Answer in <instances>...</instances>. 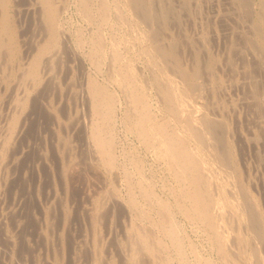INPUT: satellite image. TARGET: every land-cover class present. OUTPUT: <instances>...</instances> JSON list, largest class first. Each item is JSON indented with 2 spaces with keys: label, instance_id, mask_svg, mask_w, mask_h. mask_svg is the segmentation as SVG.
Wrapping results in <instances>:
<instances>
[{
  "label": "bare ground",
  "instance_id": "obj_1",
  "mask_svg": "<svg viewBox=\"0 0 264 264\" xmlns=\"http://www.w3.org/2000/svg\"><path fill=\"white\" fill-rule=\"evenodd\" d=\"M94 1L98 2L97 3L98 4L97 11H98L99 19L96 15L95 16L99 20V26H98V28H95V32H94V34H92V36L89 35L91 37L88 36V38H90L91 47L89 44V47L86 49H89V50L91 49L90 51H92V52H91L90 57L92 58L93 63L95 65H97V64H100V61H101V55L100 54H102V52L103 53L106 52V50H105V52L103 51L104 45L107 46L106 40H105L106 39L105 33L102 29L103 28L102 24L106 21V19L110 15H112V10H111L112 8L110 7V1L108 2L107 0H80L79 1L80 11L86 17L85 18L83 16L85 19L93 18V16L91 15L90 3H92V2L94 3ZM166 1L168 2V0H166ZM227 1L229 2V5L232 7L231 10H233V7H236L237 11L239 8L241 9V10L239 9L240 11H245V9L247 8L246 11L250 13V11H248L249 7L250 8L252 7L250 0H227ZM124 2L127 5L130 14L132 13L130 15V17L132 16V18H131L132 23L129 22V19L126 18V16L122 13V11L120 9H118V7L116 8V11L113 9L114 12H113L112 17L115 15L118 19H120L124 22V25L127 24L129 28H133L136 30L137 37L139 39V42L141 43V48L138 51H140L142 53V55L145 56L147 64H148L147 66L151 70L149 72V73H151V75H148L151 77L150 78L151 80H149V81L152 84H150V85H153V87L155 88V92H156V94L159 98V102L161 104L160 107H162V110H163V111L162 110L161 111L164 112V115H161L162 117H160L159 115L156 116L152 112V110H151L152 108H150L152 106H150L148 99H147L148 98L147 93H149V92H147V90H146V85L148 83L146 82L145 78L143 79V77H141L139 75L140 69L139 70L137 69L139 72L136 70V66L134 67V64L132 63L131 57H126L125 55L122 54L123 51L121 52V49H120V47H122V46L119 47V44H120L119 37L120 36L117 39L116 37H114L115 35L114 36L112 35V37H110V39H109L110 40V43H109V48H110L109 53L110 54L109 55H111L110 66L108 63V67L110 68L109 69V77H110L109 79L116 82L117 85L119 84L120 88L122 89V92H124V95L126 97V98L124 97L125 100L127 99V105H126L125 116H124L125 118L124 119L127 123L126 125L128 126V129H130L131 131H134L136 133L134 135H136L139 138L137 140H140L142 145H144L143 147H146L147 149L154 152L155 155H157L162 160V163H163L166 171L168 172V175L171 177V179H169L171 181L169 184H167V181H166V183H163L162 187L165 188L164 189L165 190V196L163 197L162 194L159 195L158 193L155 192V190H154L155 185L153 186L154 182L152 183V180H149V179L143 177L142 173L140 174V170L142 169V167L144 168V166H142L140 168V164H139L140 159H139V157H138L139 160L137 159V155H136V159H135V157H133L134 159L133 158L131 159L130 165L133 168V170L128 169L126 165H125L126 166L125 167L124 165L122 166V164H121V166H122V168H121L122 169L121 170V178L122 179L121 180H123L124 187H125L124 188L125 189L124 194L121 195L119 193V191H117V188L116 189L114 188L115 186L112 187L109 184V186L105 190L98 193V195L95 197L94 202H93L91 207H89V206H87L88 208L84 207V208H86V214H87V218H88V219L87 218L86 219L89 221V224H90L89 228L90 229H88L89 231H87V232H86V230L85 231L82 230L81 232H78V233H80L81 238L78 237L79 234H77V237L80 239L79 243L82 246L80 248H78V246L80 244L77 243L78 246L75 245L77 248L74 247L73 250H70V251H72V254L74 255L73 257H71V259H69V260H71L70 262L72 264H78V261L82 257V258H84V263H83V260H81L82 261L81 264H264V255L263 254L261 255L260 251L262 249L261 248L259 249L260 246H263L262 241H261V243L258 244L259 239H261V240L264 239V238L262 239V237H261V236H263L261 233V231H262L261 225L259 223V220L261 218L260 219L258 218V208L256 206L254 199L247 192L246 187H245L246 185L244 186L243 183L241 182V180H244L245 178L240 179V177L242 176V173L240 174V172H242V171H240V169L236 163L237 160L235 159V156H234L233 151H232L233 149H231V147H230V142H232V141H230L226 137V132H229L228 131L229 126H230V125H228L229 122H227L228 120H225L223 118H216V117H212L211 116L212 114H210V115L207 114L206 108L209 109L210 107L205 108L206 104L205 105L202 104V106H197L196 103L194 102L193 97H194V94H197V92L201 93L202 97H203L204 91H202V88H203L202 84H204L203 83L204 81L202 82V79L204 78L203 76L205 74H203V72H201V70H203V71L204 70H210L208 64L207 63L196 64L192 61L191 62L187 61V63H186L185 61H183V59L180 58V54H179L180 52L178 51V48H180L179 47L180 45L177 42V39H174L173 37L168 35L169 33L166 34V31H165L166 28L169 26L168 25V21H169L168 16H170L169 13L171 12V10L166 7L167 5L165 6V5L161 4V6L158 9H154L152 7L153 4H152L151 0H124ZM178 2L180 4L182 3L181 0ZM220 2H221V0H220ZM186 3L187 2H185V4ZM260 3L264 4V0H260ZM37 4H38V6H37ZM37 4H36V7H39V9L42 12V17H40V19L42 18L41 22H43L42 24H44V26H45V27L42 26L45 28V29H43V28L42 29H43V31L46 30V32H45L46 36H45V39H43V41H40L38 43L36 41L35 48L33 50L34 53L29 58L30 60L28 59L29 61L27 62L26 65L24 64L23 66H21L20 61L17 60L20 66H18V71H15V72H18V74L16 75V77L17 76L18 77L15 78L16 79L15 81L13 80L16 87L21 86L23 88L22 94H24L25 96L26 95L28 96L27 92L29 90V89L28 90L26 89V82H28V83L34 82L33 84H35L36 81L40 77L39 76V72H40L39 70L41 69V67H43L44 69L47 68V70L48 69L51 70V67H53L54 66L53 64H55L54 60H56V58H58V60H59V57H60L59 49H60L61 45L59 46L58 31H57L58 30L57 27H59L60 25L57 26V23H56V19H58V18H56L57 10L59 12L60 7L57 5L58 7L57 6L56 7L58 9H56V7L54 6L55 4L53 3V0H37ZM165 4H166V2H165ZM185 4L181 5V6H184V8H185V6L187 7V5H185ZM126 5H124V6L126 7ZM155 5H153V6H155ZM170 5H171V3L169 4V6ZM177 5H178V3H177ZM177 5H176V7H177ZM220 6H222V5L220 4ZM222 7H220V8H222ZM8 8H9V0H0V63H2L0 65V70H1V68L2 69L5 67L7 68V65H10L13 60L15 62V58H16V55L14 53L15 38H16L14 35L15 29H13V27H11L12 24L9 21V19H10L9 15H11V14L9 13V15H8ZM170 8H174V7L171 6ZM28 9H29V7H28ZM190 9L192 10V8H190ZM94 10H93V12H94ZM194 10H195V8H194ZM225 10L226 9H224V11ZM228 10L230 11V9H228ZM23 11L21 10V12H23ZM97 11L95 13H97ZM224 11H223V13H224ZM180 13H181V11H180ZM249 13H247V14H249ZM173 14H175L176 17H178V15H179L177 12H175ZM184 14H187V13H184ZM58 15H59V13H58ZM190 15H192V14H190ZM115 16H114V18H115ZM37 17H38V15H37ZM187 17H189V16H187ZM34 18H36V17L34 16ZM192 18H193V16H192ZM218 18H220V17H218ZM97 19H96V22H97ZM109 19H111V17H109ZM221 19H222V17H221ZM254 19H255V21L252 23V29H253V33H255L256 36L254 38L253 37L252 38L247 37L245 34H242L243 33L242 31H238L239 36H237V37L239 38V40L243 39L245 41V43L249 46L248 48H250L251 50L253 49L254 52L257 51L261 55V52L264 53V35L261 33V28H262L261 25H263L262 22H263L264 16L262 13H260V14L257 13L256 18H254ZM112 20H114V19H112ZM170 20H171V18H170ZM173 20H175V19H173ZM218 20L219 19H217V21ZM32 21H33V18H32ZM89 21H87V22H89ZM139 21L144 22V25H141ZM178 21L179 20H177V22ZM221 21H218V22L221 23ZM241 21H242V19H241ZM243 22H245V21H243ZM111 23L113 24V22H111ZM118 23H120V22L118 21ZM173 23H176V21H174ZM187 23H189V19H188ZM196 23H197V21H196ZM220 23H218V24H220ZM222 23H223V21H222ZM95 25L97 26L98 24H95ZM127 25H126V27H127ZM174 25L176 26L177 23ZM105 26H106V24L104 25V27ZM115 26H116V24H115ZM181 26H183V25H181ZM206 26L203 25V27H206ZM119 27H121V26H119ZM170 27H172V24H171V26H169V28ZM114 30H116V29H114ZM196 30H198V29H196ZM201 30H203V29H201ZM179 31L180 30L177 31V34ZM209 31L211 33V30H209ZM90 32H92V31H90ZM90 32H89V34H91ZM172 32L173 31H171V33ZM234 32H232V34ZM240 32H242V33H240ZM78 33H79V31H78ZM182 33H183V31H182ZM195 33H196V31L194 32V34ZM197 33H199V32H197ZM249 33H251V32H249ZM110 34H111V31H110ZM118 34H120V32H118ZM177 34L174 33L175 36ZM203 34H206V32ZM246 34H247V32H246ZM187 35H189V33L186 34V36ZM235 35H237V34H235ZM125 36H127V35H125ZM186 36H183V38H182L184 40V51H183V53L185 52L186 49L190 50L193 47H196L198 49V46L199 45L201 46V44H198V43H201V42H202V47H203V42H205L204 40H206L205 35H201L198 39H196L197 41L194 38H192L191 34H190L191 38H188ZM195 36L198 37L197 35H195ZM75 37H78V38H76L77 39L76 42L78 43V45H82L81 44L83 41L82 35L79 34ZM137 37H136V41H137ZM240 37H241V39H240ZM63 38L64 37H62V39H60V40H63ZM210 38H212V37H210ZM30 40L33 41L32 38ZM84 40H86V39H84ZM129 40H130V38H129ZM74 41H75V39H74ZM221 42H219V43H221ZM128 43H129V41H128ZM182 43H183V41H182ZM230 43H231V41H230ZM233 43H231V44H233ZM28 44L30 45V43H28ZM60 44H62V41L60 42ZM67 44H68V42H67ZM197 44H198V46H197ZM204 44L206 45V43H204ZM211 44H213V42ZM241 44H242V42H241ZM32 45L34 47L33 43H32ZM64 45H66V44L63 43L62 46H64ZM130 45H133V44H130ZM225 46H227V45L225 44ZM237 46H239V45L237 44ZM244 46H246V45H244ZM65 47L66 46H64L63 48H65ZM79 47H81V46H79ZM124 47H125V45L123 46V48ZM207 47H209V46H207ZM127 48H129V47H127ZM227 48L228 47H226V49ZM236 48L237 47L235 46V50H236ZM248 48L246 46V50H249ZM258 48H261V49H259V50H261L260 52L258 51ZM130 49H132V48H130ZM224 49H225V47H224ZM239 49H240V46H239ZM63 50H65V54H66V48ZM199 50H200V48H199ZM229 50H233V46H232V48L230 47ZM253 50H252V52H253ZM71 51H72V49L70 50V52ZM126 51H128V50L126 49ZM206 51H207V48H206ZM219 51H221V50H219ZM234 51H232V52H234ZM132 52H131V54H132ZM189 52L191 53L192 51H189ZM195 52H196V50H195ZM127 53L128 52H126L125 54L127 55ZM133 53H135V52H133ZM197 53H199V51ZM242 53H244V52L242 51ZM242 53H241V51H239V55ZM258 53H257V55H258ZM58 54H59V57H58ZM128 54H130V53H128ZM138 54L140 55V53H138ZM189 54H188V56L192 59V56H190ZM104 55H106V54H104ZM104 55H102V56H104ZM185 55H187V54H185ZM200 55L205 56V53L200 54ZM209 55H211V54H209ZM224 55H226V54H224ZM239 55H237V57L241 56V55L240 56ZM255 55H256V53L253 56H255ZM222 56H223V54H222ZM253 56H251V57L254 58ZM194 57H195V55H194ZM234 57H233V59H234ZM243 57H244V55H243ZM91 58H90V60H91ZM133 58H134V55H133ZM190 58H189V60H191ZM221 58H220V60H221ZM185 59H187V58H185ZM203 59H205V58H203ZM107 60H109V59H107ZM138 60H139V58H138ZM142 60H144L143 57H142ZM201 60L202 59L200 58L198 60V62ZM208 60H209V58H208ZM214 60H215V58H214ZM228 60H230V57H229V59L227 58V61ZM237 60H238V58H237ZM225 61H226V59H225ZM257 61H259V60H257ZM23 62H25V61H23ZM103 62H104V60H103ZM219 62H222V61H219ZM242 62L244 64V60H242ZM245 62H246V60H245ZM251 62H252V60H250L249 64H251ZM136 63H139V62H136ZM188 63H191V64H188ZM255 63H257V62H254V64L252 63V65H251V66H253V68H255V66H258V65H255ZM80 64H82V62ZM202 64H204V65L201 66ZM257 64H261V62L257 63ZM13 65H15V64H13ZM16 65L14 67H16ZM51 65H53V66H51ZM217 65H220V63ZM213 66H215V65H213ZM225 66L228 67L227 69L229 71V66L227 64ZM139 67H137V68H139ZM217 67H220V66H217ZM230 67H232V65H230ZM8 68H10V66H8ZM8 68L6 70H8ZM96 68H98V67H96ZM103 68H106V67H103ZM231 69L235 71V69L233 67ZM241 69H240V71H242ZM9 70H12V69L10 68ZM56 70H58V69H56ZM232 70H230V72ZM246 70H247V67H245V72H246ZM5 72H3V73L1 72L0 79H2L3 77L8 79V73H6V75H5ZM106 72H108V70ZM230 72H229V74H230ZM250 72H252V71H250ZM49 73L51 74V71ZM14 74H12V75H14ZM52 74H54V73H52ZM140 74H142V73L140 72ZM200 74L203 75V76L201 75L203 77L201 79L202 83L198 80L201 77V76H199ZM241 74H243V73L241 72ZM253 74L254 73H252V74L250 73L248 75L251 76ZM214 75H216V74L214 73ZM214 75H211V76H214ZM255 76H252V77L257 78ZM231 77H233V76H231ZM241 77H243V76L241 75ZM5 78L3 80H5ZM205 78H204V80L208 81ZM249 78L250 77H248V79ZM208 79H210V78H208ZM81 80H83V79H81ZM221 80H222V78H221ZM235 80H236V78L234 79V81ZM244 80H247V79H244ZM258 80L259 79H257V81L256 80H254V81H256L258 83ZM209 81H211V80H209ZM226 81H227V79L225 80V83H226ZM254 81H250L251 83H250L249 89L252 88L250 91L251 102H249L248 104L251 105V103H252L253 106L256 108L255 111H257V109H258L257 112L260 111L261 114L259 113L258 115H260L262 118L261 119L259 118V120H261V121H259V120L256 121L257 122L256 132L253 133L252 137L250 135L247 138L249 139L251 137L254 141V144L255 143L258 144V141H261V140L264 143V90L262 91L263 95L260 94V92L258 91V89H260V88L259 87L256 88V85H254V83H255ZM222 82L224 83V81H222ZM237 82H239V81L236 80V83ZM248 82H249V80H248ZM252 82H254V83H252ZM8 83H9V81H8ZM215 83H217V81H215ZM234 83L235 82H233L232 84H234ZM241 83L242 82H240L238 85H240ZM261 83H263V81ZM103 84L104 83H102V82L101 83L97 82V80H95L94 78H92L90 76H86L84 79V86L82 88L84 89V92H85V94H83V95L87 99L86 112L88 113L87 115H89V120H88L89 122H88V127H87L88 132L85 135L86 136L85 143L87 145V148L89 147L91 149L90 153L92 151H94V153H95L94 157H97L99 165L102 164L103 167L107 171L113 170L112 172H114V170H116V169H113V168L117 167V164H118V163L117 164L115 163V160L117 158L116 159L114 158L116 156V155L114 156L116 151L114 153V147H115L114 145L115 144H113V137L114 136L112 133V128H113L112 127V124H113L112 120L114 119V118H112V115H113V111L115 110L114 101L116 100L115 99L116 96H114V93L112 92L113 90L110 91L106 87V85H103ZM218 84H219V81H218ZM220 84H221V82H220ZM252 84L255 86V88H254V86H251ZM79 85L80 84H78V86ZM207 85H209V83ZM221 85H223V84H221ZM244 85H243V87H244ZM10 86H13V85H10ZM216 86H217V84H216ZM223 86H221V88ZM258 86H259V83H258ZM260 86H261V84H260ZM210 87H212L211 83H210ZM224 87H223V90H224ZM246 87H247V85H246ZM262 87L264 89V84L262 85ZM245 88H243V90ZM19 90H21V89H19ZM204 90H205V88H204ZM208 92H209V90H208ZM239 92H240V90H239ZM215 93H216V91H215ZM215 93H214V95H215ZM219 93H216V95H218L217 96L218 100H220ZM207 94L209 95L210 93H207ZM207 94H206V96H207ZM239 94H241V93H239ZM155 95H154V97H155ZM10 96L12 97L13 95H10ZM14 96H16V95H14ZM23 96H21L22 98L21 97L20 98L19 97H17V98L12 97V99L9 100V101H11V104L13 105L12 108L14 110L11 114L9 113L10 114L9 116L7 115L9 117V119L7 118L8 120L6 122V125L1 130V133H0V160H4L5 155H6L5 153L8 150V147H11L10 144L12 143V141L14 139L13 137H15L14 135H16V133L18 132V131H16L17 127L19 128V126L17 124H18V117H19L20 113H18V111L27 107V106L25 107L26 98H23ZM200 97H201V95L199 96V98ZM208 97H210V95ZM208 97H206V98H208ZM195 98H196V96H195ZM246 98H247V94H246ZM248 98H250V96ZM243 99H244V97L239 99V100H243ZM151 100L152 99H150V101ZM209 100L210 99H208V101ZM203 102H204V100H203ZM206 102H207V99H206ZM211 102H212V99L209 103H211ZM216 102H217V99H216ZM226 102H228V101H226ZM232 102H234V100ZM247 102H246V104H247ZM40 103H41V101H40ZM118 103H119V101H118ZM155 103L157 105V102H155ZM212 104H213V102H212ZM243 104H245V102ZM207 105L209 106V104H207ZM213 105H211V107H213ZM223 105H220V106L222 107ZM233 105H235V104H233ZM233 105H230V107H232ZM42 106H43V104H42ZM215 106L216 105H214V107ZM251 106L249 108H251ZM216 107H215V109H216ZM226 107H228V106H226ZM226 107L224 106V108H225L224 111H226ZM235 107H236V105H235ZM233 108H234V106H233ZM246 108H248V107H246ZM211 109L213 110L214 108H211ZM236 109L237 108H235V110ZM159 110H160V108H159ZM218 110H220V108ZM227 110L229 111V109H227ZM49 111H51V110H49ZM157 111H156V113H157ZM221 111H223V110H221ZM231 111L233 112V110H231ZM209 112H211V111H209ZM21 113H22V111H21ZM215 113L217 114V111ZM82 114H84V113H82ZM253 114H255V113H253ZM223 115H225V114H223ZM217 116H218V114H217ZM260 116H258V117H260ZM86 118H88V116ZM83 119H85V116ZM49 121H50V119H49ZM79 121H81V120H79ZM86 121H84V124ZM252 122H255V121H252ZM3 124H5V123H3ZM255 125L253 127H255ZM86 126H87V124H86ZM84 128H86V127H84ZM234 129H232L231 131L237 130V129L236 130H234ZM238 132H240V131H238ZM239 134H237V135L239 136ZM231 135H233V134H231ZM17 137H18V135H17ZM57 138H58V134H57ZM59 139H60V141L63 142L62 145L65 148L68 147L69 143H67L64 139H61L60 136L58 138V141H59ZM240 139H243L242 136L240 137ZM259 139H261V140H259ZM252 144H253V142H252ZM257 144H255V147L257 146ZM59 146H61V145H59ZM246 146H249V145H246ZM58 148H60V147H58ZM11 149L12 148H10L9 150H11ZM262 162H263V160H262ZM4 165H5V163H4ZM4 165H3V167H4ZM242 165H244V163ZM128 166H129V164H128ZM17 167H18V165H17ZM243 172H246V170ZM136 173H138L140 175L135 177ZM145 175H146V173L144 174V176ZM164 178H168V177H164ZM22 179H23V176H22ZM160 190H162V189H160ZM160 193H161V191H160ZM49 209L50 208H48L47 210L44 211V220H45V225H46V230H44V231L46 233H43L41 235L42 238H44V239H42L44 241V243H45V239H47V237L49 238L48 233L50 232L52 226L55 227V225H54L55 222H54V219H52V218H56V217H52L55 215L54 214L51 215V211ZM55 209H57V207ZM10 210H11V208H10ZM83 211H85V210H83ZM16 212H14V213H16ZM53 213H56V211ZM58 213H60V212H58ZM14 215L12 213V216H14ZM61 215H62V213H61ZM61 215H60V217H61ZM67 215H68V213H67ZM81 215H83V214H81ZM120 215L124 216L125 219H126V216H128V218H127L128 221L124 222L125 220L123 221V219H124L123 218L121 220L122 221L121 224H119V220H117V218H116L115 221L119 224V226H118L119 235H118V232L113 233L110 230V233H112V234H110L107 239L105 237L103 238L102 233H101L102 232L101 231L102 223L106 222L109 224L115 218V216L119 218ZM12 216H10V217H12ZM19 216H21V215H19ZM66 216H62V217H66ZM177 216L182 217L185 220V222L187 221V222L193 224L194 227L196 226L199 230L202 231V233L205 235L204 237H206V239L208 241L210 251H212L213 254L215 255L214 259L211 258L210 255L209 256L203 255L199 251V249L193 244V242L188 240L189 237L186 238L187 235L184 234V230L182 227V225L184 223L181 225ZM259 217H261V215ZM83 218H85V217H83ZM20 219H21V217H20ZM40 219H42V218H40ZM77 219H79V218H77ZM64 220L66 221L65 218H64ZM41 221H42V223H44L43 219ZM67 221H69V220H67ZM113 222H114V220L111 223L112 226L114 225ZM116 222H114V223H116ZM37 224L39 225V222ZM111 224H109L108 227ZM48 227L49 228L51 227V228L49 229ZM79 227H80V225H79ZM108 227L105 228L106 229L105 231L108 230ZM42 228H43V226H42ZM59 228H60V226H59ZM189 228H191V226ZM36 229H38V228L36 227ZM41 231H42V229H41ZM47 231H49V232H47ZM112 231H113V229H112ZM38 232H40V230H38ZM193 232H194V230H193ZM22 233H21V235H22ZM197 233H198V231H197ZM202 233H200V234H202ZM17 234H18V232H17ZM36 234H37V231H36ZM21 235L19 234V236H21ZM57 235H59V234H57ZM3 236H5V235H3ZM7 236L8 235H6V237ZM32 236H34V235H32ZM53 236H55V235H53ZM15 238H16V236H15ZM17 238H18V236H17ZM103 239H105V240H103ZM74 240H75V238H74ZM16 241H15V244H16ZM54 241L56 242V240H54ZM74 242H76V241H74ZM27 243H29V241ZM57 243H58V241H57ZM25 244H26V242H25ZM58 244H60V243H58ZM29 245H31V244H29ZM201 245H203V244H201ZM201 245H200V248H201ZM26 248H27V246H26ZM110 248H111L110 251L113 250V253L117 257L116 262H113V260L110 256L111 254L109 256L107 255L110 253V251H108V249H110ZM203 248H205V247H203ZM33 249H35V248H33ZM75 249H78V250L76 251ZM78 251H80V252H78ZM202 252H203V250H202ZM81 253H83V256ZM207 253H208V251H207ZM32 254H35V253H32ZM49 256H51V255H49ZM33 260H35V259H33ZM54 261H55L54 264H60V262L57 258H54ZM42 264H43V261H42Z\"/></svg>",
  "mask_w": 264,
  "mask_h": 264
},
{
  "label": "rangeland",
  "instance_id": "obj_2",
  "mask_svg": "<svg viewBox=\"0 0 264 264\" xmlns=\"http://www.w3.org/2000/svg\"><path fill=\"white\" fill-rule=\"evenodd\" d=\"M79 1L80 0H53V3L55 4L54 6L56 7L58 5L60 7L59 12L57 10V15H58V13H59V15L58 16L56 15V18H58V19H56L57 26L60 25L59 27H57V29H58L57 30L58 31V42H59V46L60 45L62 46L63 43L66 44V45H64V46H66L65 47L66 48V54H65V50H63V49H65V48H63L64 46H62V47L60 46V49H61V50L59 49L60 53L58 52L60 54V57L58 54L59 60H58V58H56V60H54L55 64H53L54 66L51 65V66H53V67H51V70L50 69L47 70V68L44 69L43 67H41V69L39 70L41 72V73L39 72L40 77L36 81V83H35L36 85L33 84L34 82L33 83L32 82H29V83L26 82V89L27 90L29 89L27 94H28V96L30 95L28 97L27 95L25 96L24 94H22L23 88L21 86L16 87V85L14 84V81L16 80L15 78L18 77V76L16 77L18 72H15V71H18V66H20V65L23 66L24 64L25 65L27 64V62L30 60L29 58L34 53L33 50L35 48L36 41L38 43L40 41H43V39H45L46 30L43 31V29H45L44 28L45 26H44V24H42L43 22H41L42 18L40 19V17H42V12L39 9V7H36L37 0H13V1L9 0L8 15H9V13L11 14V15H9V18H10L9 21L12 24L11 27H13V29H15L14 35L16 38H15L14 53L16 55V58H15V62L13 60L10 65H7V68H8V66H10V68L12 70H9L10 68H8V70H6L7 69L6 67L3 69L1 68V70H0V75H1V72L3 73L5 71H6L5 75H6V73H8V79L5 77L0 79V133H1V130L5 127L7 120L9 119L8 116L14 110L12 108L13 105L11 104V101H9L12 99V97H16V98L19 97L20 98L21 96L24 95L23 98H26L25 107L26 106L27 107L22 109V110H19L20 112L18 111V113H20L19 117L20 116L22 117V118L18 117V124L17 125L19 126L20 129L17 127L16 131H18V132L16 133V135H14L15 137H13L14 142L12 141V143H11L12 145L10 144L11 147H8V150L5 153L6 155H5L4 160L6 162L4 160H0V167H1L0 168V227H1L0 228V264H27V263L28 264H38V263L42 264V261H43V264H45V263L46 264H54L55 263L54 258H57L59 260L60 264H72L70 262L71 260H69V259H71V257H73L74 255L72 254V251H70V250H73V248L76 247L75 245L78 246V244H80L79 238H81V235L78 232H81L82 230H84V231L86 230V232H87V231H89L88 229H90L89 228L90 224H89V221L87 220L88 218H87V214H86V208H88L87 206L91 207L93 202H94V199L98 195V193L105 190L109 186V184L112 187L115 186L114 188L115 189L117 188V191H119V193L121 195L124 194V192H125L124 188L125 187H124L123 180H121L122 179L121 178V170H122L121 168L123 165L124 166L126 165L128 169L133 170V168L131 167L130 164H131V159L133 157H135V159H136V155H137V159H138V157L140 159V161H139L140 168L142 166H144V168L142 167L143 170L142 169L140 170V174L142 173L143 177H145L149 180H152V183L153 182L155 183V184L153 183V186L155 185V187H156V188L154 187V190L156 193H158L159 195L162 194V196L164 197L165 196V190H164L165 188L162 187L163 183H166V181H167V184H169L171 181V180H169V179H171V177L168 175V172L166 171V169L162 163V160L157 155H155L154 152L147 149L146 147H143L144 145H142L140 140H137L139 138L136 135H134L136 133L134 131H131L130 129H128V126L126 125L127 123L124 119L125 118L124 116H125L126 105H127V99L125 100L126 97L124 95V92H122V89L120 88L119 84L117 85L116 82L109 79L110 78L109 77V69L110 68L108 67V63L110 66V62H111L110 61L111 55H109L110 54L109 53L110 52L109 51V49H110L109 48V43H110L109 39H110V37H112V35L113 36L115 35L114 37H116L117 39L119 36L121 38L123 37L122 39L119 37V41H120L119 47L122 46V47H120L121 52L123 51L122 54L125 55L126 57H131L132 63L134 64V67L136 66V70L140 69L139 71L142 73V74H140V72L137 70L139 72V75L141 77H143V79L145 78L146 82L148 83L146 85V90H147V92H149V93H147V97H148L147 99H148L150 106H152V107H150V108H152L151 109L152 112L156 116L159 115L160 117H162L161 115H164V112H162L163 111L162 107H160L161 104H160L159 98L155 92V88L153 87V85H150V84H152L149 81V80H151L150 79L151 77L148 75H151V73H149L151 70L147 66L148 64H147L145 56H143L142 53L140 51H138L141 48V43L139 42V39L137 37L136 30L133 28H129L127 24L124 25V22L122 20L118 19L115 15H114L115 18H114V16L112 17L114 10L116 11V8L118 7V9H120L122 11V13L126 16V18L129 19V22L132 23L131 22L132 16L130 17V15L132 13L130 14L128 7L125 4L124 0H121V1L120 0H107L108 2L110 1V7L112 8L111 9L112 15L109 16V17H111V19H109V17H108L106 19V21L102 24L103 25L102 29L105 33V38H106L105 40H106V44L108 47L106 45H104L103 51L105 52V50H106V52L105 53L102 52V54H100L101 55L100 64L95 65L92 61V58L90 57L91 52H92V51H90L91 49L89 50L86 48H88L89 44H90V38H88V36L89 35L92 36V34H94V32H95V28H98V26H99V20H98L99 17H98V11H97V7H98L97 3L98 2L94 1V3L93 2L90 3L91 15L93 16V18H91V19L94 21L93 22L90 18L85 19L86 17L80 11ZM151 1H152L153 5L156 4L155 6L157 8L152 5V7L154 9H158L161 6V4H163L165 6L167 5L166 7L171 10L172 13L170 12L169 13L170 16H168L169 17L168 19L170 21V22L168 21V25L171 26V24H172V27L169 28V26L167 25L168 26L167 28L169 30L166 28L165 31H166V34L169 33L168 35H170L174 39H177V42L180 45L179 46L180 48H178V51L180 52L179 53L180 58L183 59V61H185L186 63H187V61H189V62L192 61L196 64L207 63L210 70H211V71L210 70H204V71L201 70V72H203V74H205V75L203 76L202 74H200L199 76L202 75L204 78L206 77L205 79H207L208 81L204 80V78L202 76L200 78L198 77L199 79L197 78L200 82H201V79L203 78L202 82L204 81L203 82L204 84H202L203 88L202 87L201 88H202V91H204V93L202 92L204 98L202 97L201 93L197 92V94H194V97H193L194 102L196 103L197 106H202V104H204V105L206 104L205 108L210 107L209 109L208 108H206V109H207V114H209V115L212 114L211 115L212 117L223 118L225 120H228L227 122H229L228 125H230V126H229V130H228L229 132H226V137H227V139L232 141V142H230V147H231V149H233L232 151H233V154L235 156V159L238 161V162L236 161V163H237L240 171H242V172H240V174L242 173V176L240 177V179L245 178L244 180H241V182L243 183L244 186L246 185L245 187H246L247 192L254 199L256 206L258 208V218L259 219L261 218L259 220V223L261 225V229H262L261 233L263 235L261 237L263 239L264 238V155H263L264 154V146H263L264 143L261 139H259L261 141H258V144L255 143V144H257V146L255 147L254 141L251 138L253 133L256 132V128H257V122L256 121L259 120V118L261 119L262 117L260 115H258L260 113V111L257 112L258 109H257V111H255L256 108L253 106V104L251 103V105H252L251 106L248 103L251 102L250 91L252 88L249 89L250 83H251L250 81H254V80L257 81V79H259L260 80V81L258 80L259 86H258V83L256 81H254L255 83L254 82H252V83H254V85H256V88H258V87L260 88V89H258L260 94H262V91L264 90L262 87V85L264 84V58H263L264 53L261 52V55H260L257 51L254 52L253 49H252L253 50V52H252V50L250 48H248L249 46L245 43V41L243 39H241V37H240L241 40H239V38L237 36H239L238 31H242L243 33L242 32H240V33L245 34L247 37H251V38L253 37L254 38L256 36V34L253 33L252 23L255 21L254 18H256L257 13L258 14L262 13L264 16V4L260 3V0H250L252 7L251 8L249 7V9H248V11H250V13H249L246 11L247 8L245 9V11H240L241 9L239 8L240 9V10L238 9L239 12L237 11L236 7H233V10H231L232 7L229 5V2L227 0H221V2H220V0H214V1L213 0L212 1L211 0H184L185 2H187L186 4L183 0H181V2H182L181 4L178 2L180 0H168V2L166 0H163V1L162 0H156V1L151 0ZM165 2H166V4H165ZM170 3H171V5L169 6ZM177 3H178V5H177ZM184 4L187 5L188 8L186 6H185V8H184V6H181ZM220 4L224 8L222 6H220ZM124 5H126V7ZM176 5H177V7H176ZM37 6H38V4H37ZM171 6H173L175 9L170 8ZM28 7H29V9H28ZM57 7H56V9H58ZM220 7H222V8H220ZM190 8H192V10ZM194 8H195V10H194ZM94 9L97 11V13H95L96 11ZM224 9H226V10L224 11ZM228 9H230L231 12ZM21 10L22 11L24 10V11L21 12ZM93 10H94V12H93ZM180 11H181V13L182 12L183 13L181 14ZM223 11H224V13L225 12L226 13L224 14ZM175 12H177L179 14L178 17H176V15L173 14ZM184 13H187L188 15L184 14ZM247 13H249V14H247ZM190 14H192V15H190ZM37 15H38V17H37ZM95 15L98 17V19ZM34 16L36 18H34ZM187 16H189V17H187ZM192 16H193V18H192ZM179 17L180 18L182 17V18L180 19ZM218 17H220V18H218ZM221 17H222V19H221ZM32 18H33V21H32ZM170 18H171V20H170ZM96 19H97V22H96ZM112 19H114V20H112ZM173 19H175V20H173ZM188 19H189V23H187ZM217 19H219L218 21L222 20L223 23H222V21H221V23L218 22ZM241 19H242V21H241ZM177 20H179V21L177 22ZM195 20L197 21V23ZM87 21H89V22H87ZM118 21L120 23H118ZM174 21H176V23H177L176 26L174 25L176 23H173ZM243 21H245V22H243ZM111 22H113V24ZM139 22L141 25H144V22H141V21H139ZM218 23H220V24H218ZM95 24H98V25L96 26ZM105 24H106V26L104 27ZM115 24H116V26H115ZM262 24L263 25H261V27H262L261 33L264 35V19H263ZM126 25H127V27H126ZM181 25H183V26H181ZM203 25L206 27H203ZM42 26H44V27H42ZM119 26H121V27H119ZM114 29H116V30H114ZM196 29H198V30H196ZM201 29H203V30H201ZM170 30L173 32L171 33ZM178 30H180V31L177 34ZM209 30H211V33ZM78 31H79V33H78ZM90 31H92V32H90ZM110 31H111V34H110ZM182 31L184 34L182 33ZM195 31H196V33L194 34ZM89 32L91 34H89ZM118 32H120V34H118ZM197 32H199V33H197ZM205 32H206V34H203ZM232 32H234V33L232 34ZM246 32L249 36L246 34ZM249 32H251V33H249ZM174 33L177 34L178 36L177 35L175 36ZM188 33H189V35L186 36V34H188ZM79 34L82 35V38H83V41L81 43L82 45H78V43L76 42V40H77L76 38H78V37H75V36H77ZM190 34H191L192 38H194L195 40L198 39L201 35H205L206 40H204L205 42H203V47H202V42L200 41L201 43L197 42L198 44H201V46L200 45L198 46V44H197L198 49L196 47H193L190 50L186 49L185 52L183 53V51H184V40L182 38H183V36L191 38ZM235 34H237V35H235ZM125 35H127V36H125ZM195 35H197L198 37H196ZM91 36H89V37H91ZM62 37H64L65 39L63 38V40H60V39H62ZM136 37H137V41H136ZM210 37H212V38H210ZM31 38L33 41L30 40ZM129 38H130V40H129ZM74 39H75V41H74ZM84 39H86V40H84ZM61 41H62V44H60ZM128 41H129V43H128ZM182 41H183V43H182ZM230 41H231V43H233V42L234 43L231 44ZM67 42H68V44H67ZM212 42L214 45L211 44ZM219 42H221V43H219ZM241 42H242V44H241ZM28 43H30V45ZM32 43L34 44V47H33ZM204 43H206V45ZM236 43L240 46V49ZM130 44H133V45H130ZM225 44L227 46H225ZM124 45H125V47L123 48ZM244 45H246L250 51L246 50V46H244ZM79 46H81V47H79ZM207 46H209V47H207ZM232 46H233V50H229L230 47L232 48ZM235 46L238 49L236 48V50H235ZM90 47H91V44H90ZM127 47H129V48H127ZM205 47L207 48V51H206ZM224 47H225V49H226V47H228V48L225 50ZM125 48L128 51H126ZM130 48H132L133 50ZM199 48H200V50H199ZM71 49H72V51H71L72 53L70 52ZM194 49L196 50V52ZM259 49H261V48H258V51L260 52L261 50H259ZM219 50H221V51H219ZM130 51L135 52V53L132 52V54L134 55V58H133V55L131 54ZM189 51H192V52L190 53ZM198 51H199V53L201 52L200 54L205 53V56L197 53ZM232 51H234V52H232ZM239 51H241V53H242V51L244 52V53L240 54L242 57L239 55ZM126 52L130 53L132 56L128 53L126 55L125 54ZM138 53H140V55ZM255 53H256V55L253 56ZM257 53H258V55H257ZM104 54H106L107 56ZM185 54H187V55H185ZM188 54L190 56H192V59L188 56ZM209 54H211V55H209ZM222 54H223V56H222ZM224 54H226V55H224ZM236 54L239 55L241 58L237 57ZM102 55H104L105 57ZM194 55H195V57H194ZM243 55H244V57L246 55L247 56L244 58ZM251 56H253L254 58H252ZM137 57L139 58V60ZM142 57L144 60H142ZM229 57H230V60L227 61V58L229 59ZM233 57H234V59H233ZM90 58H91V60H90ZM185 58H187V59H185ZM189 58L191 60H189ZM200 58L202 60L198 62V60ZM203 58H205V59H203ZM208 58H209V60H208ZM214 58H215V60H214ZM220 58H221V60H220ZM237 58H238V60H237ZM107 59H109V60H107ZM225 59H226V61H225ZM17 60L20 61V65H19ZM103 60H104V62H103ZM242 60H244V64H243ZM245 60H246V62H245ZM250 60H252L251 64H249ZM257 60H259V61H257ZM23 61H25L26 63ZM135 61L139 62V63H136ZM219 61H222V62H219ZM81 62H82V64H80ZM254 62H257V63L261 62V64L255 63V65H258V66L254 65L255 68H253V66H251V65H252V63L254 64ZM219 63H220V65H217ZM1 64L2 63H0V65ZM13 64H15V65L17 64L16 67H14L15 65H13ZM188 64H191V63H188ZM226 64L229 66V71L227 69L228 67L225 66ZM203 65L204 64H202L201 66H203ZM213 65H215V66H213ZM230 65H232V67L235 69V71L231 69L232 67H230ZM217 66H220V67H217ZM96 67H98V68H96ZM103 67H106V68H103ZM137 67H139V68H137ZM245 67H247V70H246V72L248 71L247 73L245 72ZM56 69H58V70H56ZM240 69L242 71H240ZM107 70H108V72H106ZM230 70H232L233 72L231 71L232 72L231 73ZM48 71L49 72L51 71V74L52 73H54V74L51 75ZM250 71H252V72H250ZM229 72H230V74H229ZM241 72L243 74H241ZM249 72L251 74L254 73L256 76L254 74L251 76L248 75V74H250ZM214 73L216 75L218 74L217 75L218 77L216 75H214ZM12 74H14V75H12ZM211 75H214V76H211ZM241 75L244 78L241 77ZM86 76H90V77L94 78L99 83H101V82L104 83L103 85H106V87L110 91L113 90L112 92L114 93V96H116L115 97L116 100L114 101L115 110L113 111V115H112V118H114L112 120V122L114 124V125L112 124V127H113L112 133L114 136L113 137V144H115L114 145L115 146L114 147V153L116 151L114 156L115 155L117 156V157L115 156L114 158L115 159L117 158L115 160V163L116 164L118 163V164H117V167L113 168V169H116V170H114V172H112L113 170L107 171L103 167L102 164L99 165L97 157H94L95 156L94 151H92L90 153L91 149L89 147L87 148V145L85 143V139H86L85 135L88 132L87 127H88V122H89L88 121L89 115H87L88 113L86 112L87 99L83 95V94H85V92H84V89L82 87L84 86V79ZM231 76H233V77H231ZM252 76H255L257 78H253ZM248 77H250V78L248 79ZM4 78H5V80H3ZM208 78H210V79H208ZM221 78H222V80H221ZM235 78L239 82L236 83V80L234 81ZM81 79H83V80H81ZM226 79L228 82L226 81V83H225ZM244 79H247V80H244ZM209 80H211V81H209ZM248 80H249V82H248ZM8 81H9V83H8ZM215 81H217V83H215ZM218 81H219V84H218ZM222 81H224V83ZM262 81H263V83H261ZM220 82L225 87L223 85H221ZM231 82L232 83L235 82V83L232 84ZM240 82H242L240 84L241 86L238 85ZM208 83H209V85H207ZM210 83H211L212 87H210ZM78 84H80L81 86L80 85L78 86ZM216 84H217V86H216ZM260 84H261V86H260ZM10 85H13L14 87L10 86ZM243 85H244V87H243ZM246 85H247V87H246ZM254 85L252 84L251 86H254ZM221 86L224 87V90H223V87L221 88ZM204 88H205V90H204ZM243 88H245L247 91L245 89L243 90ZM254 88H255V86H254ZM19 89H21L22 91ZM208 90H209V92H208ZM214 90L216 91V93L220 92L219 93L220 100H218V98H217L218 95H216ZM239 90H240V92H239ZM207 93H210L209 94L210 97H208L209 95ZM214 93H215V95H214ZM239 93H241V94H239ZM245 93L247 94V98H246ZM153 94L155 95V97ZM206 94H207V96H206ZM10 95H13V96L11 97ZM14 95H16V96H14ZM200 95H201V97L199 98ZM195 96H196V98H195ZM205 96L208 98H206ZM249 96H250V98H248ZM243 97H244L243 100H239ZM230 98L231 99L233 98V99L231 100ZM150 99H152L151 100L152 102L150 101ZM206 99H207V102H206ZM208 99H210V100L208 101ZM211 99H212L213 104L217 106V107L215 106L217 110L215 109L212 102L209 103L211 101ZM216 99H217V102H216ZM203 100H204V102H203ZM233 100H234V102H232ZM40 101H41V103H40ZM118 101H119V103H118ZM226 101H228V102H226ZM155 102H157V105ZM244 102H245V104L247 102V104L246 105L243 104ZM42 104H43V106H42ZM207 104H209V106ZM233 104H235L236 107ZM211 105H213V107H211ZM220 105H223V106L221 107ZM230 105H233L234 108H233V106L230 107ZM224 106L225 107L228 106V107H226V111H224L225 110ZM250 106H251V108H249ZM246 107H248L249 109ZM159 108H160V110H159ZM211 108H214L215 110L213 109L214 110L213 111ZM219 108H220V110H218ZM235 108H237V109L235 110ZM227 109H229V111ZM49 110H51V111H49ZM221 110H223V111H221ZM231 110H233V112ZM21 111H22V113H21ZM156 111H157V113H156ZM209 111H211V112H209ZM216 111H217L218 116L215 113ZM252 112L255 114H253ZM82 113H84L85 115ZM223 114H225V115H223ZM84 116H85V119L87 121L85 119H83ZM87 116H88V118H86ZM258 116H260V117H258ZM49 119H50V121H49ZM82 119L84 121H86L85 124H84V121ZM79 120H81V121H79ZM252 121H255V122H252ZM259 121H261V120H259ZM3 123H5V124H3ZM86 124H87V126H86ZM254 125H255V127H253ZM84 127H86V128H84ZM232 129H234V130L237 129L236 130L237 132L231 131ZM238 131H240V132H238ZM57 134H58V138L60 136L61 139H64L67 143H69L68 144L69 148L68 147L65 148L62 145L63 142L60 141V139L58 141ZM231 134H233V135H231ZM237 134H239V136ZM17 135H18V137H17ZM250 135H251V137L248 139L247 137ZM241 136L243 139H240ZM252 142H253V144H252ZM59 145H61L62 147ZM246 145H249V146H246ZM58 147H60V148H58ZM10 148H12V149L9 150ZM262 160H263V162H262ZM4 163L6 166L4 165ZM243 163H244V165H242ZM121 164H122V166H121ZM128 164H129V166H128ZM3 165H4V167H3ZM17 165H18V167H17ZM245 170H246V172H243ZM145 173H146V175L144 176ZM140 174L136 173L135 177H137ZM22 176H23V179H22ZM164 177H168V178H164ZM160 189H162V190H160ZM160 191H161V193H160ZM56 207H57V209H55ZM84 207H86V208H84ZM10 208H11V210H10ZM48 208H50L49 210L51 211V215L52 214L55 215L52 217H56V218H52V219H54L55 227L52 226V228L50 227L51 228L50 232L47 231V232H49L48 234H49L50 239L46 236L47 239H45V243H44V241L42 240L44 238H42L41 235L43 233H46L44 231V230H46V225H45V220H44V211L47 210ZM58 209L59 210L61 209V210L59 211ZM83 210H85V211H83ZM55 211H56V213H53ZM57 211L60 213H58ZM14 212H16V213H14ZM66 212L68 213V215ZM12 213H13V215L15 214L16 216L15 215L12 216ZM61 213H62V215H61ZM81 214H83V215H81ZM19 215H21V216H19ZM60 215H61V217H60ZM260 215H261V217H259ZM10 216H12V217H10ZM62 216H66V217H62ZM20 217L23 221L20 219ZM83 217H85V218H83ZM179 217L180 216H177V218L180 221V224L182 225L184 223L182 225V227L184 230V234L187 235V236L185 235L186 238L189 237L188 240L192 241L193 244L199 249V251L203 255H207V256L210 255V257L214 259L215 255L213 254L212 251H210L208 241H207L206 237H204L205 235L202 233V231L199 230L196 226L194 227L193 224H191L187 221L185 222V220L182 217H180V218ZM40 218L43 219L44 223H42V221H41L42 219H40ZM64 218L66 219V221L64 220ZM77 218H79V219H77ZM116 218H117V220H119V224H121V222H122L121 220L123 218H124L123 221L125 220L124 222L128 221V219H127L128 216H126L127 220L122 215H120L119 218L115 216V218L113 219L114 222H116L115 221ZM67 220H69V221H67ZM112 221L109 224H111ZM38 222H39V225L37 224ZM114 222H113L114 225L112 226V224H111L109 227H108V225H109L108 223H106V222L102 223V227H101L102 232L101 233H102L103 238L105 237L107 239L108 236L110 234H112V233H110V230L113 233L118 232V235H119V231H118L119 230V228H118L119 224L117 222H116L117 224ZM41 225L43 226V228ZM79 225H80V227H79ZM59 226H60V228H59ZM190 226H191V228H189ZM36 227L38 229H36ZM107 227H108V230L105 231L106 230L105 228H107ZM40 228L42 229V231ZM112 229H113V231H112ZM192 229L194 230V232ZM38 230H40L41 233L38 232ZM36 231H37V234L39 236L36 234ZM197 231L199 234L197 233ZM17 232H18V234H17ZM20 232L21 233L23 232L22 235ZM200 233H202V234H200ZM19 234L22 237L19 236ZM57 234H59V235H57ZM77 234H79L78 235L79 238L77 237ZM3 235H5V236H3ZM6 235H8V236L6 237ZM32 235H34V236H32ZM53 235H55V236H53ZM15 236H16V238H15ZM17 236H18V238H17ZM73 237L75 238V240ZM54 240H56V242ZM103 240H105V239H103ZM263 240L259 239V241H258V244L261 243V241L263 244V246L259 247V249L260 248L262 249L260 251L261 255L262 254L264 255V241ZM15 241H16V244H15ZM28 241H29V243H27ZM57 241L60 244H58ZM74 241H76V242H74ZM25 242H26V244H25ZM27 244L28 245L31 244V245L28 246ZM201 244H203V245H201ZM200 245H201V248H200ZM26 246H27V248H26ZM81 246L82 245L80 244L78 246V248H80ZM202 246L205 248H203ZM33 248H35V249H33ZM75 250L77 251L78 249H75ZM110 250H111V248L108 249V251H110ZM202 250H203V252H202ZM206 250L208 251V253ZM78 252H80V251H78ZM32 253H35V254H32ZM81 254L83 256V253H81ZM49 255H51L52 257ZM107 255L108 256L110 255L113 262H116L117 257L113 253V250L110 251V253ZM33 259H35V260H33ZM81 260H83V263H84V258L81 257V259L78 261V264L82 263Z\"/></svg>",
  "mask_w": 264,
  "mask_h": 264
}]
</instances>
